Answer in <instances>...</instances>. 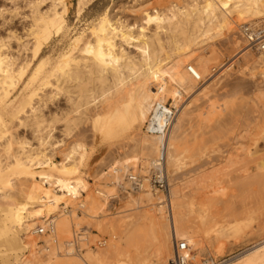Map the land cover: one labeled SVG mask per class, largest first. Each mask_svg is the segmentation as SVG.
<instances>
[{"label":"rangeland","instance_id":"1","mask_svg":"<svg viewBox=\"0 0 264 264\" xmlns=\"http://www.w3.org/2000/svg\"><path fill=\"white\" fill-rule=\"evenodd\" d=\"M34 1L0 0V39L8 40L6 51L17 59V63L32 60L24 77H16V86L4 104L0 105V151L7 141L12 142L14 151L17 150L16 141L19 139H25L31 147L38 148L34 129L28 124L21 125V123L24 122V117L29 115L31 106H38L40 96L57 92L51 72L58 62L59 53L68 48L72 39L81 33L89 35L88 37L94 42L95 39L89 33L90 29L106 9L112 8L110 17L113 21L121 25L136 26L134 31L137 32L143 24V10L168 12L170 9L181 10L182 8L185 11L197 0H146V2L143 1L144 3L137 0H94L90 5H82L80 11L79 0H65L67 12L62 31L56 33L55 29H52L50 42L35 58L33 50L35 39L30 31L33 23ZM43 1L40 8L46 11L51 2ZM155 30L156 25L151 23L147 26L146 33L151 35ZM157 31L166 45V54L169 57L166 63L171 62L176 59V53L170 52L164 29ZM11 34L15 36L13 39L9 38ZM31 41L34 42L31 43ZM116 41L118 44H123L126 51L136 55L137 51L133 44L127 45L119 38ZM194 52L193 57L189 58L194 63L191 61L189 63L196 66L201 62L198 59L204 57L202 61L207 68L211 67V69L207 72L206 79L195 82L190 91L181 90L184 98L182 97L180 106L172 107L177 120L173 122L171 131L172 136L176 138L177 149L174 152L176 155L172 158L173 161L167 159L166 162V176L172 203V212H170L175 214L180 211L184 216L185 227L181 230L183 233L178 236V240H192V263L212 264L213 261L219 264L242 259L256 248L264 246V166L259 171H244L247 167H253L256 164L253 158L255 160L260 157L264 163V59L258 58L261 53L257 55L253 51V54L247 48L239 27L235 32L223 30L220 36L196 46ZM251 55H253L252 58ZM41 64L42 68L36 80L29 82L36 73V68ZM107 83L111 85L110 82ZM168 87L170 90L180 88L170 81H168ZM258 92L259 95L261 92L262 94L259 96ZM69 96L74 97L73 94L61 93L57 99L48 102L41 114L44 126L54 122L52 124L55 127L53 143L57 145V148L51 154V164L62 162L65 154L75 144L86 146L87 152L77 176L88 187L87 191L82 192L85 198H82L83 201L80 203L85 206L76 204L68 205L65 210L60 209L55 220V236L52 239L48 237L49 235L33 236L38 240L39 248L31 249L24 248V244L22 248H17L11 242L5 217L6 205L0 201V264H16L17 253L18 256H28L30 264H76L74 260L80 261L82 258L86 259L88 264H168L173 257V252L172 255H168L159 251L152 221H154V215L161 216V223L170 230L172 214L170 215L166 206L159 208L165 200L168 202L169 196L165 197L151 190L149 186L137 192L127 188L126 184L122 188L117 182V173L112 170L116 161L131 158L128 168L122 173L119 172L121 183H124L125 177L132 172L147 176L145 169L148 164L146 163L148 159L157 157V153L140 151L137 145L144 138L149 139L150 142L154 141L153 143L156 141L145 133L148 118L145 122L137 121L134 127L123 134H118L119 137H116V133L120 130L118 126L110 131L105 128L101 132L100 124L96 126L94 119L97 115L103 116L113 112L115 106L124 107L128 98L119 100L117 97L111 103V108L105 107V104H97L87 109L79 122L73 126L71 133L66 135L63 122H57V120L70 107ZM117 100L120 102L113 106ZM11 101H26L25 111L14 114ZM172 103V98L167 96L166 105L170 107ZM58 104L64 106L61 107ZM215 108L219 110V113ZM225 109H227L225 113L228 118L226 115L220 118L225 114L220 111L224 112ZM245 114L248 116H244ZM225 119H229L228 122L234 124L226 123ZM240 136L241 138L237 139ZM72 137L75 140H71ZM66 142L70 144L67 146ZM155 145L158 149V141ZM229 149L234 150V153ZM223 154L226 155L223 157ZM250 158L253 162L248 160ZM229 168L231 170H228ZM35 171L36 176H39L40 172H50L49 169L40 168ZM16 173L18 169L13 166L3 173L0 179V192L8 190L16 199H21L30 180L20 178L19 181ZM52 174L57 175L55 172ZM256 174L261 176L258 178ZM254 175L258 178L257 180ZM246 176L254 177L255 183L253 184V180L249 178L247 184ZM15 180L19 184H15ZM239 180L247 184L239 183L240 191L234 186ZM258 180H261L263 184ZM22 181L26 185L21 184ZM250 181L251 185H249ZM256 183L259 185H255ZM240 184L247 189L241 192ZM234 187L237 190H234ZM225 188H227L225 192L218 191ZM59 189L60 187L57 188ZM98 191L106 193L108 198L102 197L97 193ZM146 191L152 194L150 200L145 196ZM92 197L98 203L93 202ZM227 200L230 203L222 202ZM64 205L66 206L63 204L61 207ZM61 213L63 215L60 216ZM40 225L38 223L36 226L40 227ZM23 234L25 235L26 232L23 231ZM75 237L77 242L73 246V254H70V249L65 244L73 241ZM169 239L172 240V237ZM101 242L103 244L100 246ZM257 252L260 253V257L256 260V264H264V248ZM32 253L36 254L32 256Z\"/></svg>","mask_w":264,"mask_h":264},{"label":"bare ground","instance_id":"2","mask_svg":"<svg viewBox=\"0 0 264 264\" xmlns=\"http://www.w3.org/2000/svg\"><path fill=\"white\" fill-rule=\"evenodd\" d=\"M137 1H141V3L146 2V0ZM43 2V0H35L32 4L33 23L30 31L31 34L34 35L35 39V48L33 49L34 58L38 57L45 45L50 42L52 29H55L56 33L62 31L63 25L65 23V14L67 12L65 0H50L51 4L46 11H43L40 8ZM92 2H94V0H79V11L82 9V5H90ZM111 10L112 8L106 9V11L102 13V15L90 29L89 33L91 37L95 39L94 42L90 37H88L89 35L81 33L72 39L68 48L59 53L57 56L58 62L51 72V75L55 80V85L57 86V92L54 94H43L40 96L38 106H31L29 115L24 117V122L21 123V125L28 124L34 129V133H36L35 139L39 145L38 148L35 149L31 147L30 143L25 139H19L16 141L17 150L14 151L12 142L7 141L3 145L1 149L2 151H0V179L3 177V173L13 166L18 169L16 177L19 179V181L20 178H25L30 180L29 183L31 182L29 185V183H27L25 180L28 188L22 193L21 199H16L14 195H12L8 190H2L0 192V201L6 205L5 217L8 222L7 227L9 237L11 242L15 244L17 248H22L23 244L24 248H39V246H37L38 240L34 238L36 237L35 235L40 237L48 235L38 234L40 229H51L52 233L49 234L48 237L52 239L56 234L55 220H57L56 217L58 211L60 209L65 210L68 205L74 206L76 204H80L85 198L83 197L82 192L88 190L86 184L80 178H77L78 174L80 173L81 164L84 161L87 152L85 145L75 144L65 154L62 162L51 164V154L57 148V145L53 143V133L55 131V127L52 124H54V122L44 126V121L42 119L43 116L41 114L43 109L47 107L48 102L57 99L61 93L74 95V97L69 96L70 107L66 110V113L61 115V117H59L57 120V122H63L65 134L69 135L73 126L79 122L85 111H87V109L90 107H94L97 104H105V107L111 108V103L114 101V99L116 100L117 97H119V100H125V98H128V101L124 104V107H121L122 105L115 106V104L117 105L120 102L117 100L113 105L115 106L113 112H108L103 116L97 115L94 121L96 126L100 124V131H104L103 129L105 128L110 131L113 127L118 126L120 130L119 133H116V137H119L118 134H123L125 131L134 127L137 121L145 122L148 118L147 125L145 126L147 131L145 133L149 136H152V138H154L153 140L158 141V149L155 147L156 141L153 143L154 141L152 140V142H150L149 139L141 138L142 140L138 142L137 147L140 149V151L146 150L148 151L147 153H157V157L148 159L146 163L148 164V166L146 165L147 168L145 169L147 176H141L139 173L132 172L125 177V182L121 183V176L119 175V172L122 173L123 170L128 168V162L129 160L131 161V158H127L125 161H116L115 165L112 166V170L117 173V182L122 188L125 187L123 186L124 184H126V186L128 185L127 188L132 187L134 185V180H136L135 178L138 179V177H140L141 180L138 181L140 190L137 191H142L147 186H149L152 190L153 175L155 173H160L159 175L161 176H164V173L167 174V159L169 161H173L172 158L174 155H176V153H174L177 149L176 138L172 136L171 127L173 122L177 119L172 107L178 108V105L180 106L179 103L183 97L181 90L190 91L194 87L193 84L195 82L206 79L207 72H210L211 69V67H208V69L206 64L203 62L204 57H202L203 59H198V61L200 62L201 60V62L198 63L197 61L198 64H196V66L189 63V61H191L189 58L193 57V53L195 54L194 48L202 43L213 40L214 38L220 36L222 31L225 29L235 32V30L239 27L240 34L242 39L246 42L247 48H249L252 53L253 51L256 52L255 54L257 55L261 53L258 55V58L264 59V39L253 43L247 36L249 34L253 38L254 34L249 33L251 29L259 33L264 32V0H197L196 2H193L190 7L186 8L185 11L182 10V8L181 10L170 9L168 12H151L148 10H143V24L140 26L137 32L134 31L136 26L121 25V23L118 24L113 21L110 17ZM151 23L156 25V30L153 34L148 35L146 30L147 26H149ZM158 29H164L167 35L166 42L169 49L171 50L170 52L176 53V59L172 60L171 62L166 63V60L169 57L168 54H166V45L162 41L160 33L157 31ZM25 30L27 31V29ZM9 36L11 39L15 37L12 34ZM117 38L121 39V41L127 45L133 44L137 51L135 53L136 55L126 51V47L123 48V44H118L116 41ZM6 41L4 39H0V105L4 104L9 94L12 93V89H14L17 84L15 80L16 77H24L32 61H19V63H17V59L10 55L8 51H6ZM134 41L136 42L134 43ZM32 42L34 41H31V43ZM75 51L77 52V55L74 53ZM27 54L30 53L27 52ZM252 56L253 55H251V58ZM41 68L42 64L36 68V73L29 82L36 80L38 72ZM168 81L172 82L176 86H179L181 89L176 87L173 90H170L168 87ZM107 82H110L111 85H108ZM134 87H136V89ZM259 92L257 95H259ZM261 94L262 92L260 95ZM167 96H170L173 100V103L170 105V107L166 105ZM10 104L13 107L14 114L17 115L18 113L25 111L27 102L11 101ZM54 105L56 106V104ZM59 105L60 104H58V106ZM239 105L238 107H240ZM60 106L63 107L64 105ZM241 106L243 105L241 104ZM218 109H216L217 112L220 110ZM226 110L227 109H225L224 112L220 111V113H225ZM246 111L248 113L250 112L248 110ZM148 115L150 117H148ZM225 115L227 117V114L225 113L223 117L220 116V118H224ZM246 115L248 116V114H245L244 116ZM228 120H226V123L231 125L232 122L229 123ZM16 123L18 124V122ZM153 124L159 129L161 134L158 135L149 133V127ZM220 125L222 126L223 124ZM218 129L221 128L219 127ZM25 135L26 134H24V136ZM239 138H241V136L237 139ZM73 139L74 138L72 137L71 140ZM137 139L140 138L137 137ZM69 144L67 143V146ZM62 150L64 149L62 148ZM232 151L231 152L234 153V150ZM239 151L242 152L241 150ZM225 155L223 154L222 156L224 157ZM222 160L225 161L224 159ZM248 160L252 161L251 158ZM253 161L256 164L253 165V167H247L244 171H259L263 168L264 163L262 158L259 157L255 160L253 158ZM38 168L42 170L49 169L50 172H40V175L36 176L37 173L35 169ZM228 170H231V168ZM52 172L57 173V175L52 174ZM240 175L241 173L239 176ZM256 176L258 177L259 174H256ZM254 177L247 178L246 176V183L248 184L249 178H251L254 184L256 178ZM258 178H256V180ZM261 180L258 181L263 184ZM239 181L236 185H234L238 187V191H240L238 184L241 182L244 183V181ZM26 183L24 184V181L21 182V184L24 185H26ZM246 183H244V185H247ZM15 184L19 183L15 180ZM251 184L252 183L250 181L249 185ZM259 184L256 183L255 185ZM240 185L242 186V184ZM58 187H60L59 190H57ZM244 187L245 189L243 186L242 189L240 187L241 192L243 189H247L246 186ZM231 188L232 187H230V189ZM226 189L227 188L224 190L218 189V191L225 192ZM234 190L237 189L235 188ZM97 193L102 197H107L106 193H100L99 191ZM170 195L171 194L169 190V199L167 198L168 202L166 201V204L159 206L161 209L166 206L170 215L172 214V219H170V230L165 225L164 227L161 223V216H153V230L156 234L155 238L157 239L158 249L160 252H165L168 255H172L173 252V257L171 259H174V248L176 244L180 242H186L188 247L186 248L185 253L189 255L190 261L192 262V240H178V236L183 233V231L181 233V230L185 227L184 216L180 211L176 212L175 214L171 213L172 203ZM145 196L148 200L152 198V194L149 191L145 192ZM92 199L93 202H97L93 197ZM214 200H216V198ZM222 202L230 203L228 200ZM63 204H66V206L64 205L61 207ZM79 206L84 207L85 204H80ZM61 215L63 214L61 213L60 216ZM38 223L41 224L40 227L36 226ZM23 231L26 232V236L24 234L22 235ZM48 237L46 238L47 240ZM170 237H172V240L169 239ZM78 238L80 239V237ZM75 242H77L76 237L73 239V241H68L65 244V246L70 249H68L70 254H73L74 252L73 246ZM102 244L103 243L101 242L99 245L101 246ZM261 248H264V246L256 248L251 254L242 259L219 264H256V260L260 257V253L257 251H259ZM34 254L32 253L31 255L33 256ZM166 260L165 262L167 263ZM15 261L16 264H30V259L28 256H18V253L15 255ZM80 261L82 264H88L87 260L84 258L80 259ZM80 261L74 260L76 264H81ZM212 264L216 263L212 261Z\"/></svg>","mask_w":264,"mask_h":264},{"label":"built area","instance_id":"3","mask_svg":"<svg viewBox=\"0 0 264 264\" xmlns=\"http://www.w3.org/2000/svg\"><path fill=\"white\" fill-rule=\"evenodd\" d=\"M249 33L254 34L253 38L249 34L247 35L249 37V40L253 43L259 42L261 39H264V32L259 33L257 31H254L251 29L249 31ZM258 36H259V38H258ZM146 131H147V129H146ZM149 133L158 134V135L161 134L159 132V129L156 128V126L154 124L152 126L150 125ZM159 174L155 173L152 177V179H153L152 180L153 181L152 190H155L156 192L161 193L162 195L167 197L169 195V190H170L169 185H168V178H167L165 173H164V176H161ZM135 179L136 180H134V185L129 188L132 191L140 190L138 181H140L141 179H140V177H138V179L137 178H135ZM164 204H166V200L164 201ZM51 233H52L51 229H48V230L40 229L38 231V234H48L49 235ZM187 247L188 246H187L186 242L177 243L175 248H174L175 257H174V259H170L168 264H193L190 261L189 255L185 253V250Z\"/></svg>","mask_w":264,"mask_h":264}]
</instances>
